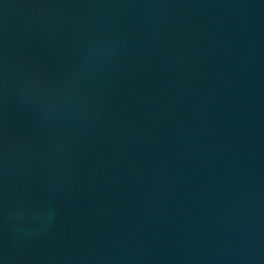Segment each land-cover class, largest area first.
<instances>
[{"label":"water","instance_id":"95a60500","mask_svg":"<svg viewBox=\"0 0 264 264\" xmlns=\"http://www.w3.org/2000/svg\"><path fill=\"white\" fill-rule=\"evenodd\" d=\"M0 264H264V0H0Z\"/></svg>","mask_w":264,"mask_h":264}]
</instances>
